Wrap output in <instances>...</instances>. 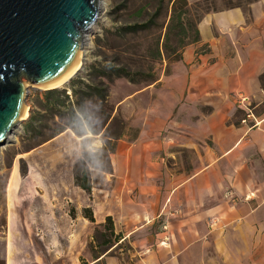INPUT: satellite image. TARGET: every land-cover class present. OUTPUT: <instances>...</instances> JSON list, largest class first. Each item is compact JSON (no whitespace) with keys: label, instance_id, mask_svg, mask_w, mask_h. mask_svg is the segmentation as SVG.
Instances as JSON below:
<instances>
[{"label":"crops","instance_id":"1","mask_svg":"<svg viewBox=\"0 0 264 264\" xmlns=\"http://www.w3.org/2000/svg\"><path fill=\"white\" fill-rule=\"evenodd\" d=\"M196 28L167 72L115 105L129 104L132 133L107 150L92 217L109 216L142 264H264V0L207 10Z\"/></svg>","mask_w":264,"mask_h":264},{"label":"rangeland","instance_id":"2","mask_svg":"<svg viewBox=\"0 0 264 264\" xmlns=\"http://www.w3.org/2000/svg\"><path fill=\"white\" fill-rule=\"evenodd\" d=\"M239 2L245 0L198 1L199 5L190 4L186 18L193 21L201 9ZM157 3L100 0L97 18L83 44L80 69L56 87L57 92L46 95V90H28L24 119L0 144V264H82L100 249L92 246L97 230H103L97 219L90 222L82 212L88 208L92 215L91 189L87 193L74 185L72 169L83 149L102 147L113 152L115 140L132 133L126 126L129 104L124 113L115 111V105L157 74L167 72L179 57L181 47L172 32L164 39L169 15L166 0L149 29L136 34L118 32L125 24L145 19ZM156 43L159 57L155 58ZM108 64L141 70L145 75L150 69L153 78L142 75L137 76V82H130L112 74L108 80L103 74L109 71ZM70 110L81 116V123L70 116ZM88 165L92 191L97 193L96 188L103 187L102 172L109 171V165L98 155ZM117 243L107 250V264H142L143 253L135 252L127 239ZM193 258L200 257L185 259ZM204 259L205 264H219L215 257ZM183 261L181 264L186 263Z\"/></svg>","mask_w":264,"mask_h":264},{"label":"water","instance_id":"3","mask_svg":"<svg viewBox=\"0 0 264 264\" xmlns=\"http://www.w3.org/2000/svg\"><path fill=\"white\" fill-rule=\"evenodd\" d=\"M99 5V0H0V144L24 119L28 90L55 89L48 85L73 68Z\"/></svg>","mask_w":264,"mask_h":264},{"label":"trees","instance_id":"4","mask_svg":"<svg viewBox=\"0 0 264 264\" xmlns=\"http://www.w3.org/2000/svg\"><path fill=\"white\" fill-rule=\"evenodd\" d=\"M207 1V0H201ZM164 0H158V6L152 11L150 15L145 13L147 16L145 19L135 20L131 23L125 24L118 29V32L121 34H136L137 32L144 31L149 29L154 24V18L158 15L161 5ZM195 5H199L198 1ZM189 4L186 0H166V9L168 10V21L166 24V29L164 33V39H167L168 33L172 32L173 36L176 37L179 46L182 48L188 43L194 42L198 39V32L196 28V23L199 20L200 16L203 12L207 11L201 9L200 12L194 15L193 21L186 18V14L188 13ZM140 14V12L138 13ZM154 56L159 57V47H157L154 51ZM106 68H109V71L106 73L103 71V74L106 76V79L110 80L111 75L114 77H124L130 82H137V76H146L145 78L148 80H152V74L149 73L151 70L147 71V75L144 74V71L141 70H129L125 66H112L108 64ZM102 72V71H101ZM261 87L264 90V73L260 76ZM85 87H88L85 85ZM102 89H98L101 91ZM57 92L55 89L46 90L45 94L49 95V93ZM73 92V91H72ZM61 94L64 98L67 97L64 91H61ZM70 116L78 122H82V118L79 114L75 113L73 110H70ZM30 120V118L28 119ZM107 150L105 148H92L87 151L83 149L81 153V157L74 163L72 169V178L73 183L81 190L85 192H89L91 188V183L88 176V162H92V157L95 155L102 156L107 161ZM108 163V161H107ZM83 217L87 218L88 221L93 222V217L91 215V211L88 208H83ZM98 227H100L103 231H98L97 241L93 244L92 247H99L100 249L94 251L91 255V261L83 262L82 264H105L103 257L108 253L109 248L116 247L120 241V234L115 233L113 230L112 219L109 216L104 218L103 223H99Z\"/></svg>","mask_w":264,"mask_h":264},{"label":"bare ground","instance_id":"5","mask_svg":"<svg viewBox=\"0 0 264 264\" xmlns=\"http://www.w3.org/2000/svg\"><path fill=\"white\" fill-rule=\"evenodd\" d=\"M100 2V0H99ZM93 25V24H92ZM92 25H90L86 31L83 32L82 35V40H83V44L84 42L88 39V32L91 31ZM83 55H85V53L83 52V45L81 47V52L78 55V59L76 61V63L74 64L73 68L62 78L58 79L56 82L51 83V85H48L49 87H58L61 84L65 83V81L68 79V77H70V75L74 72V71H78L82 65V61H83ZM26 111L23 114V117H25Z\"/></svg>","mask_w":264,"mask_h":264},{"label":"built area","instance_id":"6","mask_svg":"<svg viewBox=\"0 0 264 264\" xmlns=\"http://www.w3.org/2000/svg\"><path fill=\"white\" fill-rule=\"evenodd\" d=\"M237 97L240 102H244L243 110H242L243 116L241 117L240 122L246 123L247 119H251L252 125H255L257 121L255 120L250 101H248L247 97L240 95V94H238ZM162 228L164 229L165 226L163 225Z\"/></svg>","mask_w":264,"mask_h":264},{"label":"clouds","instance_id":"7","mask_svg":"<svg viewBox=\"0 0 264 264\" xmlns=\"http://www.w3.org/2000/svg\"><path fill=\"white\" fill-rule=\"evenodd\" d=\"M101 105V104H100ZM101 107H102V105H101Z\"/></svg>","mask_w":264,"mask_h":264}]
</instances>
